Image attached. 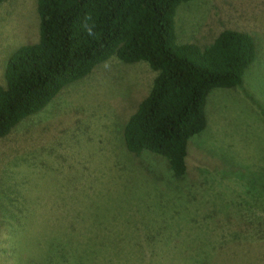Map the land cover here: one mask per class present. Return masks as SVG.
<instances>
[{"label": "rangeland", "instance_id": "374dc122", "mask_svg": "<svg viewBox=\"0 0 264 264\" xmlns=\"http://www.w3.org/2000/svg\"><path fill=\"white\" fill-rule=\"evenodd\" d=\"M174 28L199 45L245 31L257 48L240 86L208 95L183 178L125 148L156 71L111 57L0 138V264H264V0L182 2ZM38 37L37 0L0 4V83Z\"/></svg>", "mask_w": 264, "mask_h": 264}, {"label": "trees", "instance_id": "16d2710c", "mask_svg": "<svg viewBox=\"0 0 264 264\" xmlns=\"http://www.w3.org/2000/svg\"><path fill=\"white\" fill-rule=\"evenodd\" d=\"M186 1L37 0L38 40L4 60L0 138L96 65L111 57L144 61L156 75L123 126L124 146L164 159L181 180L188 141L207 124L208 95L240 86L257 55L254 37L235 29H223L204 45L178 42L174 15Z\"/></svg>", "mask_w": 264, "mask_h": 264}]
</instances>
